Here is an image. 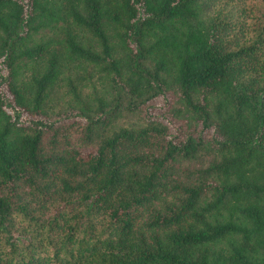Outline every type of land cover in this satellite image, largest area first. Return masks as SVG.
<instances>
[{
    "label": "trees",
    "instance_id": "trees-1",
    "mask_svg": "<svg viewBox=\"0 0 264 264\" xmlns=\"http://www.w3.org/2000/svg\"><path fill=\"white\" fill-rule=\"evenodd\" d=\"M0 264H264V0H0Z\"/></svg>",
    "mask_w": 264,
    "mask_h": 264
},
{
    "label": "rangeland",
    "instance_id": "rangeland-1",
    "mask_svg": "<svg viewBox=\"0 0 264 264\" xmlns=\"http://www.w3.org/2000/svg\"><path fill=\"white\" fill-rule=\"evenodd\" d=\"M29 74L30 72H26V76H28ZM86 94H90L89 100L92 103L93 107L98 102L97 97H104L106 95L107 100H109L111 96L108 95L106 90H102L99 84L96 85V87L92 84H88L84 88V98L86 97ZM69 97L70 96H67L62 90H60L56 95H53V97L50 98V104H48L49 108L46 109V115L49 118H59L69 113L71 107ZM118 111H120V114H118V116L113 121V127L115 129L119 127H131L134 125H138L142 122V117L137 112H130L123 107H119ZM158 113H163V110H158ZM172 114L173 113L171 112V109L165 111V116L168 117L170 122H177L178 118H171ZM200 127L201 126H198V128Z\"/></svg>",
    "mask_w": 264,
    "mask_h": 264
}]
</instances>
